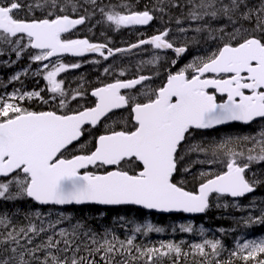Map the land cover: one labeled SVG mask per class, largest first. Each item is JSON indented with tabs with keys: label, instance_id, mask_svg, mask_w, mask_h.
<instances>
[{
	"label": "snow or ice",
	"instance_id": "1",
	"mask_svg": "<svg viewBox=\"0 0 264 264\" xmlns=\"http://www.w3.org/2000/svg\"><path fill=\"white\" fill-rule=\"evenodd\" d=\"M175 10L179 14L170 15ZM22 11L23 16L19 15ZM97 12L101 17L97 24L115 31L149 25L157 19V12L162 21L168 15V23L175 20L178 33L185 39L170 38L173 30L164 24L162 30L126 48L114 49L87 37L65 38L64 34L71 35ZM189 32L194 35L188 37ZM203 34L217 42L215 49L171 71L190 45L199 44ZM145 45L151 47L153 55L140 61L133 78H122L124 68L104 69L105 74L116 78L92 89V106L80 105L60 114L55 110L32 111L18 103L26 99L48 103L42 96L47 91L52 100L59 98L58 107L64 110L85 95L82 89H66L65 82L58 79L60 73L81 66L65 64L58 59L62 54L83 57L98 53L107 60ZM6 50L17 58L26 50H35L30 61L42 63L36 75L42 73L46 85L39 91L17 90L0 97V200L30 199L54 206L134 205L162 213H205L213 194L218 199L227 195L235 200L264 186V172L247 175L254 164L264 162V128L255 135L188 145L186 153L205 156L192 164L220 162L224 170L201 171L194 177L198 182L194 190H187L183 180L174 182L185 159L180 155L182 146L190 137L195 138V130L264 120V0H156L152 8L143 9L129 0L102 7L98 0H0V54ZM163 50L173 51L177 59L166 71V80L159 87H149L147 82L153 77L142 74L143 68L159 65L158 53ZM54 57L57 60L51 63ZM20 76L17 73L11 80ZM137 86L143 89L139 93L143 100L130 94ZM117 109L129 110L126 124L130 127L106 130L94 138L90 149L79 144L88 126H97ZM74 143L79 144V154L66 156ZM247 144L251 147L245 150ZM192 164L183 171L188 173ZM89 166L97 171H89ZM101 168L104 170L99 171ZM232 207L241 209L239 203ZM246 210L250 215L243 220L245 226L264 225V208H258L255 200ZM255 210H259L258 216L251 214ZM24 218L28 223L17 226L9 213L0 212V264H98L96 256L104 264H162L164 258L180 264L181 257L189 255L200 257L198 264H233V260L264 264V237L237 242L224 262L213 259L224 249L219 239L204 238L192 243L190 251H184L183 242L162 241L158 247L135 244L136 234L165 231L151 222L136 224L133 235L121 240L108 230L102 238L97 237L80 221L71 225V230L61 227L56 231L63 221L70 220L63 212L54 222L49 219L47 227L39 209L26 212ZM49 230L52 235H47ZM180 231L191 233L194 227L182 224ZM199 232L203 237L205 230ZM41 234L46 239L36 243ZM82 251L87 255H80Z\"/></svg>",
	"mask_w": 264,
	"mask_h": 264
},
{
	"label": "trees",
	"instance_id": "2",
	"mask_svg": "<svg viewBox=\"0 0 264 264\" xmlns=\"http://www.w3.org/2000/svg\"><path fill=\"white\" fill-rule=\"evenodd\" d=\"M27 2H32V0H27ZM118 2L119 0H98V4L101 7L109 3ZM129 2L143 9L145 6L152 8L156 3V0H129ZM89 10L92 11L91 8H89ZM36 14H38V12ZM178 14L179 10H175L170 13L172 16H176ZM23 15L24 12L21 14V16ZM156 16L157 19L151 22L150 26L146 29L145 36L153 35L157 32V30H162V24H164L168 27H171L173 30L172 37L170 38H175L180 42L185 39L183 35L178 33V26L175 24V20H172L171 23H168V15L163 17V21L160 19V14L158 12L156 13ZM95 17H99L98 19H101L99 12L96 13ZM99 26L101 29L100 34L108 38V42L117 43V46L125 45L130 42L133 43L137 40V35L130 39L125 36L126 34H123L121 30L114 32V30L109 28L108 25L102 23L99 24ZM94 32L85 33V37L89 38L90 40L95 39L94 36L96 32ZM187 35L188 37H191L194 34L189 32ZM199 39V44L189 46V51L183 58L184 61L192 59L194 56L207 55L210 51L214 50L217 45V42H214L213 39L207 36V34H203V36ZM150 50L151 49L143 53L139 52L130 55L125 54L116 56V59H111V62L109 61L110 63H107V65L124 68L126 69V74L134 76L137 72V65L140 63V61H146L153 55V50ZM158 54L161 56L159 65H145L142 74H158L159 76L166 74V71L169 69L171 62L173 59H175V57L171 53L163 54L159 52ZM112 61L113 65L111 64ZM21 66H24L23 61H21ZM21 106L27 109L36 108L38 110L44 105L39 102L36 103L33 101L30 103L27 101L22 103ZM52 109L57 110L55 108ZM261 128H264V120L255 122L248 126L233 124L210 131H194L193 136L195 138L192 139L190 137L186 144L182 146L180 155L184 156L185 159L179 165V171L174 176V182L183 180L187 190H194L198 186V182L194 179V177L198 176L201 171L219 172L224 170V165L220 162L214 163L210 166L207 163L192 164V162L195 160H204L205 156L204 154L186 153L185 149L188 145L202 141H219L220 139L228 136L255 135L260 131ZM92 142L93 135L86 132L84 140L81 144H87V147L90 149L92 148ZM247 147H251V144H247L245 146V150ZM79 152V146H76L73 150H71V152H66L65 155L70 156L71 154H77ZM189 164H192V169H190L188 173H185L183 169ZM261 172H264V162H261L260 164H254L251 171L248 172L247 175L251 177L253 173L259 175ZM253 200L257 202L258 208H264V186L258 187L252 195H249L246 198L238 201L232 200L225 196L218 199L217 196L214 195L210 198L211 207L205 212V214L202 217L193 218L192 220L186 219V217L181 214L174 216H159L149 213L145 210L138 209L134 206H117L111 208H100L95 205L69 206L65 208H57L52 206L41 207L30 199L16 202L0 200V212L9 213L12 216V220L15 225L23 226L28 223V221L24 218L25 213L39 209L44 214V227H47L49 219L54 222L59 218V213L63 212L65 215L70 217V220L63 221L56 227V231H59V228L61 227L71 230V225H74L77 223V221H80L86 224L87 229H90L92 232H94L97 237L102 238L105 231L108 230L110 234L114 233L121 240L126 239L127 236L133 235L132 229L136 224L151 222L159 227H163L165 231L160 233L150 232L147 235L136 234L135 244L149 247H158L162 241H174L178 244L183 242L182 247L184 251H190L189 246L192 243H199L204 238L219 239L221 240L224 249L218 257L213 259H219L226 262L229 260L230 253L235 249L237 242H242L245 239L250 238L264 237V225L253 224L245 226L243 223V220L250 215V212L246 210V206H248ZM233 203H239L241 205V209L232 207ZM226 204L228 205L227 207L224 206ZM217 205H220V207H217ZM101 213H103V215H101ZM251 214L258 216L260 213L259 210H255L251 212ZM121 217L124 218V221L120 220ZM33 220L39 224V221H36L34 217ZM183 220H186L187 222L190 221L192 225L203 228L205 230L204 236L202 237L200 233L196 232L195 230L191 233L181 232L179 225ZM0 231H2V229H0ZM47 235H52V230H49ZM42 238L46 239V235L41 234V237L36 238L35 242L40 243ZM109 238H111V235H109ZM77 242L79 243L80 241L78 240ZM80 255H87V253L82 251ZM95 259L98 261V264H104L99 256H96ZM200 259L201 258L198 256L194 257L189 255L187 258L181 257L180 264H198ZM261 259H264V256H262ZM162 264H171V260L164 258ZM233 264H243V262L233 260Z\"/></svg>",
	"mask_w": 264,
	"mask_h": 264
},
{
	"label": "flooded vegetation",
	"instance_id": "3",
	"mask_svg": "<svg viewBox=\"0 0 264 264\" xmlns=\"http://www.w3.org/2000/svg\"><path fill=\"white\" fill-rule=\"evenodd\" d=\"M26 11V9H25ZM23 13V11L21 13H19V15H21ZM99 17H95L94 19H91L89 21H87L84 25H81L80 27H78L77 29L73 30V32L71 33V35L69 34H64L65 38H85V33H90V32H94L95 30V36L93 40H91L94 43H108L109 47L112 48H124L127 47L130 43L125 44V45H116L117 43L115 42H108V38L104 37L103 35L100 34L101 29L99 24H97V21L100 20L98 19ZM89 29H91V31H89ZM146 27H136V28H127V29H121V31L123 32V34H126L125 36H127L128 38L132 39L133 35H132V31L133 32H137L138 31V35H137V40L133 43H136L138 41V39L140 38H147L149 36H145L146 35ZM115 32V30H114ZM83 33V34H82ZM151 36V35H150ZM106 40H105V39ZM114 41V40H111ZM149 49H151L150 46L145 45L142 46L139 49H135L134 51H129L126 52L127 55L133 54V53H139V52H146ZM152 50V49H151ZM35 51V50H34ZM160 53H171L173 56L175 55L174 52H162L159 51ZM118 54L120 55L121 53H117L115 54L116 56H118ZM125 53H122L121 55H124ZM24 55V54H23ZM21 55V56H23ZM21 56L19 58L16 57V55L11 52V51H4L2 54H0V97H7L9 92H14V91H21L24 92L25 90H35L36 88H38V86H41L42 89L45 88L46 85V81L43 80V77L40 75H36L37 71L35 70L36 68V64L34 62L28 61V63H26V61L24 62V66H21ZM116 56L113 57H109L107 60H104L103 58L101 59V57L99 55H89L86 57H70L68 55H61L58 58H61L63 60H69L72 63L73 62H78L80 63V67L79 68H75V69H69L65 72H63L60 75V78L62 81H64V87L68 90H72V89H82L85 92V95L83 97H78L74 102H70L68 109H59L58 107V102H59V98H57L55 101L51 99V94L48 93L47 91H45V93H42L43 99L47 100L48 103H43L40 99H26L24 101H18V103L21 105L24 102H39L41 104H43L44 106H42L40 109H36V108H29V110L32 111H50V110H54L52 108H55L57 110L58 113L63 114V112L68 111V110H75L77 109L80 105H85V106H92L94 105V98L91 96V91L94 87H100L102 84L104 83H110L112 82L116 76L115 75H108L104 73V69L108 68L110 65H107V62L109 63V61L111 60V58H115ZM175 59H177L176 55L174 56ZM57 58L54 57L51 59V62L56 60ZM116 59V58H115ZM99 61V63H93L92 61ZM105 61V62H104ZM14 62V63H13ZM103 62V63H102ZM185 61L183 60V58L178 60V63L174 66L171 67V71H176L175 69L177 68L178 65L184 63ZM47 63V61L45 62ZM104 65V66H103ZM102 66V67H101ZM116 68H120L119 66H114ZM28 70L27 72H25V70ZM17 73H21L20 79L17 81H12L11 77L13 75H16ZM87 75V76H86ZM144 75H150L153 77L152 80L147 82V85L149 87H159L162 82L164 80H166V74L164 75H153V74H144ZM122 78H127V79H131L133 78V75H129L126 74L125 77ZM156 81V83H155ZM28 84V88H24V86ZM41 84V85H40ZM143 89L140 86H137V88L135 90L131 91V95H135L138 97V99L143 100L142 96H139V93L142 91ZM126 94L127 91H126ZM218 100L220 99V96L217 95ZM52 107V108H50ZM114 114L110 115V117L108 119H102V121L95 127L92 126H88L86 132H88L89 134L93 135V141L94 138L103 134L106 130L110 129V128H115V130H120L121 128H124L126 126H129L128 124H126V118L128 117L129 114V110L127 109H117V110H113ZM123 118V119H121ZM116 122V123H114ZM124 123V124H123ZM119 125L118 127L116 125ZM106 127V129H105ZM105 130V131H104ZM85 135L83 136V138L79 141V144H81L84 140ZM79 144L74 143L67 152H71V150H73L76 146H79ZM92 146H93V142H92ZM79 154V153H77ZM89 171H93L96 170V167H89L88 169ZM104 169L101 168L99 169V171H103ZM108 170H111V168H109Z\"/></svg>",
	"mask_w": 264,
	"mask_h": 264
},
{
	"label": "rangeland",
	"instance_id": "4",
	"mask_svg": "<svg viewBox=\"0 0 264 264\" xmlns=\"http://www.w3.org/2000/svg\"><path fill=\"white\" fill-rule=\"evenodd\" d=\"M132 33V35L133 36H136V35H138V32H131ZM24 54V55H23ZM22 55L23 56H21V61H23V62H27L28 63V61H30V56L31 55H33V54H35V51L34 50H26L24 53H23ZM27 55V56H26ZM150 55H151V53H150ZM194 57H196V56H194ZM58 59H60L62 62H64L65 64H72V62L71 61H69V60H63V59H61V58H58ZM193 59V58H192ZM192 59H188V60H185V62L184 63H182V64H180V65H178L177 66V68L175 69V70H178L179 68H181V67H183L186 63H188L190 60H192ZM25 60V61H24ZM57 60V59H56ZM56 60H54V61H52L51 63H55L56 62ZM34 63H37L36 64V68H35V70L37 71L38 69H40V68H42V63L41 62H34ZM73 63H78V62H73ZM80 64V63H79ZM71 69V68H70ZM69 70V69H68ZM67 71V70H66ZM63 73V72H62ZM62 73H60L59 75H58V79L60 78V75L62 74ZM40 76H42L43 77V74L41 73V75ZM61 80V79H60ZM41 85V84H40ZM24 88H28V84H26L25 86H24ZM42 89V87L41 86H38V88H36V91H39V90H41ZM30 91H34V90H25L24 92H30ZM11 93H13V92H9V94H11ZM44 93H45V91H44ZM188 223H191L190 221H186V220H183L181 223H180V225H186V224H188ZM192 224V223H191ZM180 225H179V227H180ZM193 227H194V230L196 231V232H198V233H200L199 232V230L201 229V228H199V226H195V225H193ZM205 233V232H204ZM252 239H260V238H250V239H245V240H252ZM243 242V241H242ZM242 242H240V243H242Z\"/></svg>",
	"mask_w": 264,
	"mask_h": 264
},
{
	"label": "water",
	"instance_id": "5",
	"mask_svg": "<svg viewBox=\"0 0 264 264\" xmlns=\"http://www.w3.org/2000/svg\"><path fill=\"white\" fill-rule=\"evenodd\" d=\"M151 23V22H150ZM143 27H147L148 25H142ZM77 27H79V26H77ZM76 27V28H77ZM133 27H141V25H138V26H133ZM124 48H126V47H124ZM135 50V49H134ZM131 51H133V50H131ZM165 51H171V50H163V52H165ZM173 52V51H172ZM62 55H68V56H70V57H77V56H73V55H71V54H62ZM89 55H99L98 53H86L83 57H86V56H89ZM61 56V55H60ZM217 95H219V94H217ZM259 118H257V120H258ZM232 123H241V122H228L227 124H224V125H217V126H214V128H212V129H201V130H203V131H207V130H213V129H216V128H220V127H222V126H225V125H229V124H232ZM243 124V123H242ZM89 167H93V166H89ZM255 192V191H254ZM252 194V193H251ZM248 195H250V194H247L246 196H248ZM227 196V195H226ZM245 196V197H246ZM228 197H230V196H228ZM230 198H232V197H230ZM242 198H244V197H242ZM237 199H240V198H237ZM34 202V201H33ZM34 203H36V202H34ZM37 204V203H36ZM39 205V204H38ZM90 205V204H89ZM39 206H42V207H46V206H54V205H39ZM69 206H80V205H63V206H55V207H69ZM95 206H97V207H102V208H108V207H116V206H101V205H95ZM118 206H120V205H118ZM130 206H134V205H130ZM135 207H137V208H139V209H143L142 207H140V206H135ZM144 210H146V211H149V212H152V213H156V214H159V215H175V214H184L185 216H188V217H199V216H202L204 213H177V212H172V213H162V212H158V211H156V210H148V209H144Z\"/></svg>",
	"mask_w": 264,
	"mask_h": 264
},
{
	"label": "bare ground",
	"instance_id": "6",
	"mask_svg": "<svg viewBox=\"0 0 264 264\" xmlns=\"http://www.w3.org/2000/svg\"><path fill=\"white\" fill-rule=\"evenodd\" d=\"M112 1V0H111ZM139 3V2H138ZM150 3V2H149ZM145 6V5H144ZM138 32V31H137ZM83 34V33H82ZM151 51V50H150ZM169 52V51H168ZM122 54V53H121ZM120 54V55H121ZM126 54V53H125ZM124 54V55H125ZM27 56V55H26ZM114 56H116V55H114ZM118 56H119V54H118ZM175 56V55H174ZM135 57V56H134ZM138 57V56H137ZM101 59H102V57H101ZM112 59V58H111ZM148 60V59H147ZM25 61V60H24ZM100 61V60H99ZM101 61H103V60H101ZM101 61H100V63H101ZM105 62V61H104ZM110 62H111V60H110ZM109 62V63H110ZM27 63V62H26ZM103 63V62H102ZM108 63V62H107ZM112 65H113V61H112V63H111ZM172 69V68H171ZM169 70V69H168ZM173 71V70H172ZM155 83H156V81H155ZM124 124V123H123ZM105 129H106V127H105ZM105 131V130H104ZM88 141V140H87ZM85 144V143H84ZM210 166V165H209ZM192 169V168H191ZM189 190V189H188ZM256 199V198H255ZM96 219V218H95ZM93 220V219H92ZM205 223V222H204ZM250 235V234H249ZM176 239V238H175ZM228 242V241H227ZM225 254H227V253H225Z\"/></svg>",
	"mask_w": 264,
	"mask_h": 264
}]
</instances>
